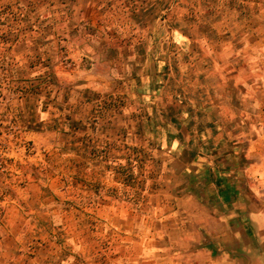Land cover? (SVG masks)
Returning <instances> with one entry per match:
<instances>
[{
    "label": "rangeland",
    "instance_id": "1",
    "mask_svg": "<svg viewBox=\"0 0 264 264\" xmlns=\"http://www.w3.org/2000/svg\"><path fill=\"white\" fill-rule=\"evenodd\" d=\"M40 59L48 74L36 71L31 84L44 99L94 98L93 118L120 115L113 127L121 130L118 139L90 138L103 148L87 175L103 189L93 183L63 191L70 197L61 206L71 203L77 217L70 218L93 241L106 221L95 204L112 201V179L121 211L140 215L150 207L149 195L176 156V136L169 134L193 84L225 69L264 73V0H0V227L9 205L26 207L28 183L67 158L55 150L61 139L43 135L34 143L13 116V104L25 96L18 79ZM105 147L113 165L100 162Z\"/></svg>",
    "mask_w": 264,
    "mask_h": 264
},
{
    "label": "crops",
    "instance_id": "2",
    "mask_svg": "<svg viewBox=\"0 0 264 264\" xmlns=\"http://www.w3.org/2000/svg\"><path fill=\"white\" fill-rule=\"evenodd\" d=\"M36 71L37 77L48 74L41 59L18 79L25 96L13 104V116L34 143L43 135L61 139L55 150L67 158L50 165L43 180L28 183L26 207L9 205L0 227V264H264L262 71L225 69L193 84L187 110L176 117L177 131L169 134L178 137L176 156L149 195L150 207L140 215L121 211L112 179L107 197L112 201L95 204L96 216L106 221L93 241L84 239L88 228L70 218L77 217L71 203L61 206L70 197L63 191L93 183L103 189L100 180L87 175L103 148L92 146L90 138L118 139L121 130L113 127L120 115L93 118L99 105L94 98L44 99L31 84ZM93 119L99 123L89 129ZM106 149L100 162L113 165L114 155Z\"/></svg>",
    "mask_w": 264,
    "mask_h": 264
},
{
    "label": "trees",
    "instance_id": "3",
    "mask_svg": "<svg viewBox=\"0 0 264 264\" xmlns=\"http://www.w3.org/2000/svg\"><path fill=\"white\" fill-rule=\"evenodd\" d=\"M177 139H178V137H175V138L173 137V141H174V140H177Z\"/></svg>",
    "mask_w": 264,
    "mask_h": 264
}]
</instances>
